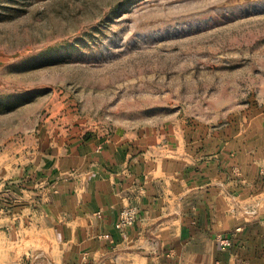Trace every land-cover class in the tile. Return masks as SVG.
Listing matches in <instances>:
<instances>
[{"label": "rangeland", "instance_id": "1", "mask_svg": "<svg viewBox=\"0 0 264 264\" xmlns=\"http://www.w3.org/2000/svg\"><path fill=\"white\" fill-rule=\"evenodd\" d=\"M263 111L264 0H0V202L85 134ZM14 245L0 264H54Z\"/></svg>", "mask_w": 264, "mask_h": 264}, {"label": "crops", "instance_id": "2", "mask_svg": "<svg viewBox=\"0 0 264 264\" xmlns=\"http://www.w3.org/2000/svg\"><path fill=\"white\" fill-rule=\"evenodd\" d=\"M35 176L0 202L3 257L12 241L54 264H264V111L197 135L88 133ZM127 206L138 218L120 230ZM238 227L232 246L219 245Z\"/></svg>", "mask_w": 264, "mask_h": 264}, {"label": "built area", "instance_id": "3", "mask_svg": "<svg viewBox=\"0 0 264 264\" xmlns=\"http://www.w3.org/2000/svg\"><path fill=\"white\" fill-rule=\"evenodd\" d=\"M137 218H138L137 209H135L133 206L124 207L120 213V217L118 219L116 226L120 230H125L131 227L136 222ZM240 230L241 229L238 227L234 230H227L218 233L216 236V240L219 243V245L223 247L232 246L236 238V235ZM157 264H162V263H157Z\"/></svg>", "mask_w": 264, "mask_h": 264}]
</instances>
